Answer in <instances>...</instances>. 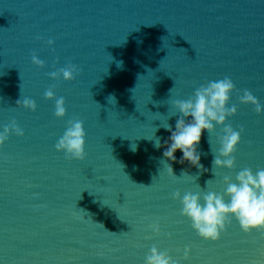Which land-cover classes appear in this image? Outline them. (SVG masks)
Returning a JSON list of instances; mask_svg holds the SVG:
<instances>
[{"label": "water", "instance_id": "95a60500", "mask_svg": "<svg viewBox=\"0 0 264 264\" xmlns=\"http://www.w3.org/2000/svg\"><path fill=\"white\" fill-rule=\"evenodd\" d=\"M69 63L80 69L74 80L49 76ZM225 77L238 107L227 122L242 140L235 168L215 175L208 141L218 148L222 126L204 132V191L264 168V113L239 101L247 89L264 104V0H0V130L15 119L25 133L0 146V264H144L153 245L180 264H264V229L245 232L233 217L219 240L199 236L172 194L201 189L167 163L177 176L198 169L148 139L175 127L173 100ZM52 86L66 98L63 118L44 95ZM24 97L36 111L16 104ZM74 117L87 131L84 160L55 148ZM156 135L163 143L170 133ZM157 221L159 234L148 227Z\"/></svg>", "mask_w": 264, "mask_h": 264}, {"label": "clouds", "instance_id": "9594fccd", "mask_svg": "<svg viewBox=\"0 0 264 264\" xmlns=\"http://www.w3.org/2000/svg\"><path fill=\"white\" fill-rule=\"evenodd\" d=\"M49 45H54L55 41L49 39ZM32 62L43 67L45 61L33 53ZM122 64V62H118ZM80 71L75 64L69 63L66 67H61L51 71L49 76L53 79L74 80L76 74ZM50 87L45 93V97L55 100V116L63 118L67 115L66 98L57 97ZM236 89L234 81L230 77L219 80L207 81L195 90L192 97L188 99H175L172 105L176 109L172 116H179L175 127L166 123L155 128L152 138L154 148L163 147V157L167 160L178 162L181 165L187 162L188 165L195 167L198 171L190 174L187 169L182 168L181 174L176 175L173 164L167 163V171L175 179L188 177L196 182L201 191H187L183 195L179 190L172 195L182 203L180 209L183 216L188 217L192 222L193 229L200 237L206 240H219L223 232L227 230L231 219L238 220L240 227L245 232L264 229V168L253 171L251 168H243L235 175V181L232 176L225 175L223 183L226 185L222 192L204 191L197 183L203 172L209 171L201 162L204 153L200 150V144L204 132L212 134L216 131V126L221 125V131L217 135L218 148L213 149L211 135L209 137L210 149L213 153L212 171L214 168L233 169L236 166V157L238 145L242 140L243 129L236 130L227 121L230 117L238 113V107L235 104L229 106L231 93ZM172 90V89H171ZM170 90V91H171ZM114 98V97H109ZM241 103H251L255 105L257 113H264V104H261L250 90L245 89L243 95L239 96ZM17 105L36 111L37 102L31 97L20 98L16 101ZM159 127H163L170 133L167 139L161 142L162 138L156 135ZM15 132L18 136L25 135L24 130L19 126L15 119L9 124H4L0 130V146L9 139L11 133ZM87 131L84 121L79 118H72L67 121L62 136L55 144L58 151H62L68 158L84 160L87 156ZM135 143L130 145V150H137ZM179 151L181 155L177 157ZM214 172V171H213ZM215 173V172H214ZM216 175V173H215ZM212 180L206 181V185ZM35 195H38L35 194ZM227 197V199H226ZM104 226V225H103ZM155 234L161 232L159 222H153L148 225ZM171 236V233H169ZM191 247L186 246L184 258L189 259ZM144 264H180V260L175 259L168 250H161L153 245L146 255Z\"/></svg>", "mask_w": 264, "mask_h": 264}]
</instances>
